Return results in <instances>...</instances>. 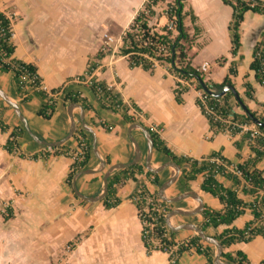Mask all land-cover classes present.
<instances>
[{
  "label": "crops",
  "instance_id": "obj_1",
  "mask_svg": "<svg viewBox=\"0 0 264 264\" xmlns=\"http://www.w3.org/2000/svg\"><path fill=\"white\" fill-rule=\"evenodd\" d=\"M95 1L98 2L97 6ZM171 1L173 0H162L155 7V12L159 13ZM143 2L144 0H106V16H103L102 0H0V12L10 20V42L14 47L12 57L35 66L45 92L61 88L64 93H78L91 108L84 110L78 103L69 107V104L63 102L60 92L54 97L53 114L48 120H43L36 115L43 101L32 95L31 89L25 85L23 90L30 95V100L21 102L15 93L11 73L0 72V91L17 106L25 122L24 126L13 109L0 98V121L7 127L5 133H0V178L5 176V181L0 183V204L6 205L13 212L12 216H22L24 230L29 232L26 234L28 240H35V236H38L36 241L44 251L50 252L51 249L55 250L73 240L72 255H77L81 249H95L106 254V264H170L166 253L152 251L146 254L141 243L140 222L130 201L131 195L137 190V184L128 180L117 186L115 197L119 204L109 210L102 207V199L86 202L77 198L72 189L73 186L83 197L98 196L102 189L103 172L112 165H125L133 159L132 140L139 150L136 163L146 171V141L139 129H129L133 123L156 132L175 156L198 160L211 153H219L232 165L252 157L247 142L240 139V134L243 133L234 136L227 133L212 135L206 119L194 104L197 91L192 86L181 95V103L177 104L172 94L175 78L162 67L156 66L149 75L139 68L128 69L125 58L116 57L112 53L97 62L96 69L90 74L89 77L103 82L116 91L126 104L139 110L136 113L129 109L127 114L135 120L131 124L124 123L118 114L99 108L87 84L76 81L78 76L84 74L87 62L93 61L92 57L100 49L110 25L113 24L120 30L116 39L119 42L120 34ZM189 11L194 16V22L191 23L188 17H184L182 25L192 38L187 50L190 66L199 68L202 63H206L204 75L215 84L220 83L231 68L234 75L228 77L239 100L249 112L261 115L264 89L255 82L248 66L252 61L253 46L264 39V15L249 11L243 14L238 26L239 46L232 55L228 31L231 8L221 0H183L182 12ZM150 24L157 29L165 24V19L160 17ZM107 38L110 37L106 35ZM244 83L250 86L251 99L245 96ZM232 111L242 112L239 107H232ZM70 122L74 125V131L70 138L64 140ZM100 123L109 125V130L101 128ZM81 124L93 133L94 148L104 163L103 169L99 171L98 160L91 152L92 136L82 130ZM13 128L19 129L21 133L14 141L15 152L6 154L2 145ZM248 128L252 129L253 126L248 125ZM78 130L84 133L90 151L85 167L79 171L89 170L91 173L79 175L73 184L71 181V187L68 188L64 180L72 163L71 154L77 148L76 138L79 136L76 137L75 132ZM31 136L47 144L64 141L51 148L57 153L54 154L47 152L50 148L38 144ZM235 142L240 145L238 151L234 147ZM31 155H36L37 158L30 159ZM168 161L152 149L148 161L150 168L164 167L154 174L157 185L152 184L144 174L134 176L138 185L157 197L161 184L174 175L173 168L165 166ZM255 168L264 169V158L256 162ZM118 171H112L109 177ZM181 171L182 167H178L175 180L163 191L165 199L192 192L200 200L202 209L204 206L210 210L221 208L215 198L199 190L200 176L188 182L187 187L179 185ZM215 179L223 187H229L227 179L220 176ZM236 194L244 203L252 200L251 197L242 195L239 189ZM165 204L169 206L166 214L171 210L188 214L198 209V202L189 197ZM202 209L187 216L175 214L168 219V224L172 228L192 225L200 229ZM250 220V212L244 209L231 226L241 229ZM1 221L0 218V224ZM225 228L220 225L202 233L215 240L213 237ZM169 232L175 243H182L196 236L194 231L187 228ZM209 246L213 258L215 248ZM237 251L246 256L248 264H258L264 261V240L255 237L247 243L221 247L220 254L232 255ZM174 264L206 263L202 256L191 249L181 253Z\"/></svg>",
  "mask_w": 264,
  "mask_h": 264
},
{
  "label": "trees",
  "instance_id": "obj_2",
  "mask_svg": "<svg viewBox=\"0 0 264 264\" xmlns=\"http://www.w3.org/2000/svg\"><path fill=\"white\" fill-rule=\"evenodd\" d=\"M182 1L173 0L164 5L161 12L156 13L157 7L162 0H144L140 8L135 12L126 28L119 36V46L115 52L105 46L101 47L92 57L93 61H88L84 74L77 77L78 81H89V89L93 94L96 104L99 108L114 114H118L122 121L126 124L135 122L134 118L128 115L129 109H133L138 113V109L133 105L126 104L120 95L112 88L108 87L101 81H95L89 77L96 69L97 62L104 57L113 53L116 57H123L126 60L128 69L139 68L143 72L152 74L156 66L162 67L166 72L175 78L172 94L174 101L177 104L181 103V95L185 93L189 87H193L195 91H200L199 81L202 82L209 91L219 92L223 86H232L228 76L234 75V71L228 69L227 75L218 84L209 81L206 76L199 71L198 68L190 66L187 50L192 42V38L188 36L185 28L182 25L184 17H188L191 23L194 22V16L191 12H182ZM228 5L231 10V18L228 23V31L230 36V54L234 55L238 49V26L242 21L245 12H252L264 15V6L259 7L248 4L241 0H221ZM264 3V2H263ZM260 4V3H258ZM160 17L165 19V24L155 29L150 23ZM171 23V28L167 24ZM10 20L2 12H0V72L11 73L14 84L15 93L21 102L30 100V95L26 94L23 87L27 85L32 92V95L38 97L43 104L37 110L36 115L43 120H48L55 110V98L53 94L62 92L61 88L51 89L47 92L42 90L40 78L37 75L36 68L32 64L24 63L12 57L14 47L10 42ZM264 39L256 43L252 48V61L248 69L253 72V78L257 84L264 89ZM21 79H24L21 81ZM27 81V82H26ZM245 96L250 98V86L244 83ZM63 102L66 104L78 103L82 109L91 110L85 100L74 92H62ZM195 106L200 114L206 119L208 128L212 135L218 133H227L229 136L239 134L241 131L237 125H252L250 119L243 113H234L232 107L238 108V105L233 100L230 92L225 93L221 97H210L205 94L203 101L198 98L194 100ZM206 109H211V114L206 113ZM253 117L264 121V107L262 115H257L250 112ZM101 128L108 131L109 125L105 123L99 124ZM234 125V126H233ZM259 135L253 139H249L248 133L240 134L241 141H246L252 157L244 160L240 164L232 165L228 160L221 157L219 153H211L210 155L198 160L175 156L165 146L158 134L150 128L144 127L148 132L151 141L152 149L178 167H182L181 178L178 183L181 186L187 187L188 182L195 180L200 176L199 190L207 193L215 198L221 208L219 210H210L205 206L202 209V223L199 225L200 230L205 233L206 229H215L223 225L226 228L221 233L213 238L226 248L231 244L247 243L255 237H260L264 240V169L258 170L255 164L260 159L264 158V128L253 126ZM7 127L0 121V133H5ZM20 130L13 128L8 132L7 138L2 145V150L6 154H13L16 150L15 139L19 137ZM76 137L84 138V133L81 130L75 132ZM84 148L81 154L72 161L69 171L65 177L64 183L70 188L72 176L83 169L88 161L90 151L87 141L84 139ZM236 151L240 149V145L235 142ZM64 149V147H60ZM54 154L55 149H51ZM65 152V151H64ZM236 157L238 154L236 153ZM36 155H31L30 159L35 160ZM212 159L218 160V164L212 162ZM233 167L234 171H238L240 176L237 177L233 172L227 171V168ZM144 174L150 179L151 183L157 185L156 175L144 172L139 164H133L122 170H119L108 178L106 183V194L101 200V205L104 210H109L119 204V200L115 197V188L122 185L126 181H131L137 184V190L131 195L130 201L136 211H139L143 197H149L153 200L157 199L155 195L149 194L142 186L138 185L135 175ZM220 176L229 181V187L220 185L215 177ZM244 195L251 197L249 203H244L237 197L236 190ZM138 198V201H134ZM160 205L164 208V214L169 210V206L163 202ZM247 209L250 212L251 220L243 225L241 229H235L231 226L232 222L242 214L243 210ZM4 213L1 215L3 221L11 219V212L8 208H4ZM163 216L156 219V231L160 232V228L164 226ZM168 239H160V247L149 248L142 238L141 243L146 254L151 251H159L166 253L168 260L173 255L178 256L183 252H188L190 249L197 255L204 258L206 264L212 263L211 246L203 244L198 237L192 236L182 243H175L172 239V234L168 233ZM176 246L175 250H171ZM221 261L229 264H248L246 256L237 251L232 255L229 253H221L219 256ZM258 264H264L260 261Z\"/></svg>",
  "mask_w": 264,
  "mask_h": 264
},
{
  "label": "water",
  "instance_id": "obj_3",
  "mask_svg": "<svg viewBox=\"0 0 264 264\" xmlns=\"http://www.w3.org/2000/svg\"><path fill=\"white\" fill-rule=\"evenodd\" d=\"M199 83V87L201 89V91H203L206 95L210 96V97H221L223 96L225 93L227 92H230L231 95H232V98L233 100L236 102V104L238 105V107L240 108V110L250 119L251 121V124L253 126H256L258 128H264V121L262 120H259L258 118L256 117H253L250 112L244 107V105L241 103V101L239 100L238 98V95L236 94V92L234 91V89L232 88V86H223L221 88V90L219 92H213V91H209L207 89V87L202 83V82H198ZM0 98L8 105L10 106L15 115L17 116V118L22 122V124L25 126V122L24 120L22 119V117L20 116L19 112H18V108L17 106L12 103L10 100H8V98L0 91ZM76 106V104H69V107H74ZM81 128L82 130H84L85 132L89 133L91 136H92V144H91V152L92 154L97 158L98 160V164H99V168L97 171L103 169L104 167V163L102 162V160H100V158L98 157L97 153H96V150L94 148V139H93V133L92 131L86 127L84 124H81ZM131 128H137L141 131V133L143 134L144 138H145V141H146V146H147V154H146V158H145V162H144V168L146 169V171L148 173H151V174H155L157 172H159L162 167L164 166H161L159 168H156V169H152L150 168L149 166V158H150V152L152 150V141H151V138L148 134V132L146 131L145 128H143L142 126H140L139 124H136V123H133L129 126V129ZM74 131V125L72 122H70V127H69V131H68V134L67 136L64 138V140L70 138L71 134L73 133ZM32 139L37 142L38 144H41V145H45L47 146L48 148H53V147H56L58 145H60L64 140L60 141V142H57V143H44V142H41L40 140H38L37 138H35L34 136H31ZM132 143L134 144V156H133V159L131 160V162H129L128 164H125V165H121V164H116V165H112L110 167H108L104 172H103V175H102V189H101V193L96 196V197H93V198H87V197H83L82 195L78 194L73 186H72V189H73V192H74V195L83 200V201H86V202H97L101 199H103V197L105 196L106 194V183H107V178L109 177V175L111 174L112 171L114 170H121L123 168H126V167H129L133 164H135L139 158V150H138V147L136 146V144L134 143V141L132 140ZM165 166H170L173 168L174 170V175L168 179L166 182H164L163 184H161V186L158 188L157 190V198L162 201V202H165V203H173V202H176V201H179L183 198H186V197H189V198H192L194 199L195 201L198 202V209L191 212V213H183L181 211H178V210H171L169 211L167 214L164 215L163 217V222L165 224V227L169 230V231H175L177 229H180V228H187V229H190L192 231H194L196 233V236L205 244L207 245H212L214 248H215V253L213 255V258H212V263L213 264H228V263H224V262H220L219 260V256H220V252H221V245L216 242L215 240H213L212 238H209L207 236H205L202 231L200 229H198L197 227L195 226H192V225H185V226H180L179 228H172L169 226L168 224V219L175 215V214H179V215H183V216H187V215H190V214H193L194 212H199L201 211L202 209V206L200 204V200L198 199V197L190 192V193H186V194H182V195H179L175 198H171V199H165L163 197V191L171 184L173 183V181L175 180L176 178V175L178 173V167L168 161ZM87 173H91V171L89 170H82V171H79L77 173H75L73 176H72V184L75 180L76 177H78L79 175L81 174H87Z\"/></svg>",
  "mask_w": 264,
  "mask_h": 264
},
{
  "label": "rangeland",
  "instance_id": "obj_4",
  "mask_svg": "<svg viewBox=\"0 0 264 264\" xmlns=\"http://www.w3.org/2000/svg\"><path fill=\"white\" fill-rule=\"evenodd\" d=\"M102 2L101 10L103 16H106V0H102ZM95 3L97 6L98 2L95 1ZM158 12H161V10ZM96 13H98L97 9ZM119 31L117 26L110 25L103 37L101 47L105 46L115 52L119 45L116 40ZM106 35L111 38L112 43L107 42ZM3 181H5V176L0 178V183ZM4 208H6V205L0 204V218L2 214H5ZM26 234H29V232L24 230L21 215H13L9 220L1 221L0 264H106V254L102 251H95V249L93 251L90 248L81 249L77 255H72L73 240L47 252L38 246L36 241L38 236H35V240H28Z\"/></svg>",
  "mask_w": 264,
  "mask_h": 264
},
{
  "label": "built area",
  "instance_id": "obj_5",
  "mask_svg": "<svg viewBox=\"0 0 264 264\" xmlns=\"http://www.w3.org/2000/svg\"><path fill=\"white\" fill-rule=\"evenodd\" d=\"M242 2L246 3L249 5V7H252L253 5H258L259 7H263L264 3L260 2V1H256V0H241ZM260 3V4H258ZM167 27L170 29L171 28V23L167 24ZM11 37V34H10ZM107 42L112 43V40L110 38H107ZM262 66L264 67V60L262 61ZM199 71L202 72L203 74L206 72L207 69V64L206 63H202L199 66ZM77 81V78H76ZM27 82V81H26ZM87 86L90 84L88 80L84 81ZM60 93V92H59ZM59 93L53 94L51 97H56ZM205 97V93L203 91H197V96L196 98L200 99L201 101H203ZM211 109H206V113L207 114H211ZM262 115V114H261ZM234 126V125H233ZM253 126V125H251ZM237 128L240 129V133H248L249 139H253L255 138L258 134L257 130L253 127L252 129L248 128V125L246 124H242V125H237ZM76 143H77V148L75 150V152H73L71 154V160L73 161L75 159V157L79 156L81 154L82 149L84 148V138L81 137H77L76 138ZM47 152H53L51 149H48ZM212 162L218 164V160L216 159H212ZM227 171H231L234 173L235 176L239 177L240 173L238 171H234L233 167H229L227 168ZM143 200V202L140 204L141 207L139 209V211H136L137 214V218L140 222V238H142V240L148 244V247L150 248H154V247H160V239H168V229L165 227V225L163 227L160 228V232L156 231V219L159 216H163L164 213V208L160 205V201L158 199L153 200L152 198L149 197H143L141 198ZM138 198H135L134 201H138ZM264 222V219H263ZM177 244V243H176ZM176 246L172 247V251L175 250ZM191 250V249H190ZM152 252V251H151ZM177 259L176 255H173L172 258L170 260H168V262L170 264H174L175 261Z\"/></svg>",
  "mask_w": 264,
  "mask_h": 264
}]
</instances>
